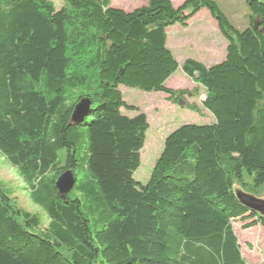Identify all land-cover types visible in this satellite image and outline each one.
Segmentation results:
<instances>
[{"label":"trees","instance_id":"obj_1","mask_svg":"<svg viewBox=\"0 0 264 264\" xmlns=\"http://www.w3.org/2000/svg\"><path fill=\"white\" fill-rule=\"evenodd\" d=\"M245 2L238 29L214 0H146L129 12L110 0H0V154L43 215L0 186V264H247L232 221L264 227V205L240 201L264 191V2ZM202 9L224 57L179 64L166 29ZM179 67L202 92L165 86ZM119 85L192 110L185 98L198 97L214 118L170 132L145 184L133 173L147 117ZM65 171L76 184L61 198Z\"/></svg>","mask_w":264,"mask_h":264},{"label":"rangeland","instance_id":"obj_2","mask_svg":"<svg viewBox=\"0 0 264 264\" xmlns=\"http://www.w3.org/2000/svg\"><path fill=\"white\" fill-rule=\"evenodd\" d=\"M174 6L179 5L183 0H171ZM219 9L225 14L229 22L236 28L241 29L249 13L245 0H214ZM264 2V0H261ZM111 6L120 8L126 12L144 5L146 0H110ZM187 30L188 37L184 38L182 43H174L171 38L167 42V47L174 54L176 60L181 62L183 58L195 57V49L199 46L203 49L206 46L213 48L214 57L219 60L223 55L225 40L219 33L215 20L210 16L207 10H202L189 22ZM181 27L175 24L173 30ZM169 31L172 34L174 31ZM221 58V57H220ZM165 86L173 89L188 90L197 87L195 82L188 78L181 71L180 67L167 79ZM202 92L200 87H197ZM119 90L123 100L127 105L136 106L140 112L147 117L148 128L145 132V140L140 150V165L134 171L133 178L145 184L150 176L151 170L158 158L164 138L174 129L183 124H210L214 121L213 116L200 105V98L187 96L185 101L194 102L198 109L192 110L184 105L173 103L166 98L163 92H147L137 88H129L119 85ZM121 112L127 116H133L137 112L130 109L121 108ZM0 186L7 189L11 196L15 198L17 204L28 212L41 211L32 204L29 199V191L17 174L16 170L10 166L0 154ZM264 202V191L257 195H250ZM43 216V215H42ZM45 222L46 219L44 218ZM246 222L242 220L232 221L233 231L237 237L241 255L247 264H264V227L260 224L244 228Z\"/></svg>","mask_w":264,"mask_h":264},{"label":"water","instance_id":"obj_3","mask_svg":"<svg viewBox=\"0 0 264 264\" xmlns=\"http://www.w3.org/2000/svg\"><path fill=\"white\" fill-rule=\"evenodd\" d=\"M89 106V101L87 99H82L75 106L71 113V122L76 123L81 120L84 116L86 109ZM76 184V178L70 171L63 172L56 180L55 187L61 198L65 196L72 190ZM240 201L250 210L256 212H262L264 203L252 197H241Z\"/></svg>","mask_w":264,"mask_h":264},{"label":"crops","instance_id":"obj_4","mask_svg":"<svg viewBox=\"0 0 264 264\" xmlns=\"http://www.w3.org/2000/svg\"><path fill=\"white\" fill-rule=\"evenodd\" d=\"M172 2V1H171ZM172 4H173V2H172ZM203 11L204 10H206V9H202ZM202 10H200L198 13H200ZM208 12V11H207ZM197 13V14H198ZM209 13V12H208ZM197 14H195L191 19H189L187 22H186V24L185 25H180L181 27H178V28H180V29H177L176 31H174L173 30V28H174V26L175 25H173V26H170V27H168L167 29H166V33H167V42H168V40H170L171 38H173L175 41H174V43L176 42V43H182V41H183V39L184 38H186V37H188V35L186 34L187 33V30H188V28H189V22L193 19V18H195L196 17V15ZM177 25V24H176ZM171 30H173L174 32L172 33V34H170L169 33V31H171ZM225 42V41H224ZM225 44V46H226V42L224 43ZM166 45H167V43H166ZM213 48H211V46L209 45V46H206V48H202V47H200L199 46V48L198 49H195V52H196V56L195 57H198V58H194V57H190V58H194V59H196V60H198L199 62H201V63H203V64H205V65H210V64H214V63H217V62H219L223 57H224V53H223V55L222 56H220L219 57V60H217V58L216 57H214V55H213ZM224 50H225V48H224ZM174 55V54H173ZM187 58H189V57H187ZM184 59H186V57L185 58H183V60ZM182 60V61H183ZM181 61V62H182ZM178 62V61H177ZM181 62H178L179 64L181 63Z\"/></svg>","mask_w":264,"mask_h":264}]
</instances>
